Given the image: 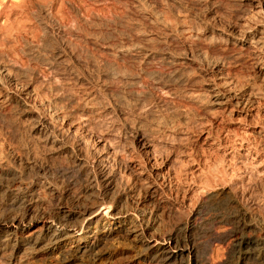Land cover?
Returning a JSON list of instances; mask_svg holds the SVG:
<instances>
[{"label":"bare ground","instance_id":"bare-ground-1","mask_svg":"<svg viewBox=\"0 0 264 264\" xmlns=\"http://www.w3.org/2000/svg\"><path fill=\"white\" fill-rule=\"evenodd\" d=\"M87 1L0 50V262L264 264V0Z\"/></svg>","mask_w":264,"mask_h":264},{"label":"rangeland","instance_id":"rangeland-1","mask_svg":"<svg viewBox=\"0 0 264 264\" xmlns=\"http://www.w3.org/2000/svg\"><path fill=\"white\" fill-rule=\"evenodd\" d=\"M34 0L19 1V0H0V50H4L11 59L19 60L17 55V49L21 43H35L39 37V32L34 24L31 16L28 15L27 9ZM38 2L52 3L50 11V20L61 25L75 24L73 16L68 12L66 8V2L71 1L80 7L82 10H97L99 13H103L100 9L103 7H109L111 10L118 12L119 8H115V4L110 3H98L94 4L87 0H36ZM48 27L51 28L50 25ZM50 33L51 30L47 29ZM53 33V31H52ZM119 126V122L116 123ZM82 235L78 234L75 238V243L80 239ZM117 248H128L129 244L118 245ZM22 253V251L18 254ZM0 264H3L0 262Z\"/></svg>","mask_w":264,"mask_h":264}]
</instances>
